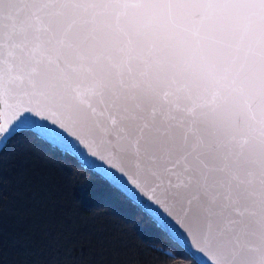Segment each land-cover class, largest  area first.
Here are the masks:
<instances>
[{"label":"snow or ice","instance_id":"1","mask_svg":"<svg viewBox=\"0 0 264 264\" xmlns=\"http://www.w3.org/2000/svg\"><path fill=\"white\" fill-rule=\"evenodd\" d=\"M28 138L104 176L169 242L142 249L51 200L33 264H264V0H0V170ZM5 213L0 197V264H25L7 258Z\"/></svg>","mask_w":264,"mask_h":264},{"label":"trees","instance_id":"2","mask_svg":"<svg viewBox=\"0 0 264 264\" xmlns=\"http://www.w3.org/2000/svg\"><path fill=\"white\" fill-rule=\"evenodd\" d=\"M25 144L29 150L20 155ZM3 155L0 197L6 209L3 234L9 260L33 264L35 250L29 237L42 221L51 200L64 202L58 203L57 212L66 203L81 214L95 215L109 226L123 229L142 249L169 243L140 208L98 175L79 165L68 153L40 139L28 138L9 144ZM45 176L49 179L47 184L42 183ZM73 252L88 256L87 247L73 249ZM99 259L96 254L91 257L93 264Z\"/></svg>","mask_w":264,"mask_h":264},{"label":"water","instance_id":"3","mask_svg":"<svg viewBox=\"0 0 264 264\" xmlns=\"http://www.w3.org/2000/svg\"><path fill=\"white\" fill-rule=\"evenodd\" d=\"M69 139H71V137H69ZM43 141V140H42ZM45 143H47V142H45ZM47 144H49V143H47ZM49 145H51V146H53L54 148H56V149H58V150H60V151H63L59 146H57V145H52V144H49ZM63 152H65V151H63ZM67 153V152H66ZM69 155H71L77 162H78V164L79 165H81L82 166V162L77 158V157H75L73 154H71V153H68ZM91 158V157H90ZM94 159V158H93ZM97 163H101L100 161H98L97 160ZM83 167V166H82ZM104 167L105 168H107V165H104ZM85 169H88V170H90L91 172H93L94 174H96V175H98L101 179H103L104 181H106L110 186H112L113 188H115L121 195H123L124 197H126L130 202H132L133 204H135L138 208H140L134 201H132L130 198H128L127 197V195L126 194H124V193H122L119 189H117L114 185H112L110 182H108L107 181V179L104 177V176H102V175H100V174H98L94 169H91V168H86V167H84ZM146 199V198H145ZM148 203H151L150 201L148 202ZM141 210H142V212L145 214V215H147L150 219H151V217L145 212V210L144 209H142V208H140ZM153 221V220H152Z\"/></svg>","mask_w":264,"mask_h":264}]
</instances>
